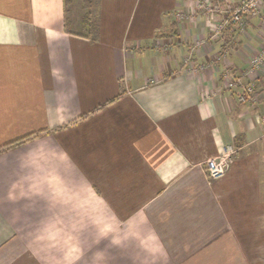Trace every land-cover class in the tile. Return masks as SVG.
Here are the masks:
<instances>
[{
    "label": "crops",
    "instance_id": "obj_1",
    "mask_svg": "<svg viewBox=\"0 0 264 264\" xmlns=\"http://www.w3.org/2000/svg\"><path fill=\"white\" fill-rule=\"evenodd\" d=\"M71 5L0 0V148L42 132L0 151V264H264V10L99 0L90 40Z\"/></svg>",
    "mask_w": 264,
    "mask_h": 264
},
{
    "label": "built area",
    "instance_id": "obj_2",
    "mask_svg": "<svg viewBox=\"0 0 264 264\" xmlns=\"http://www.w3.org/2000/svg\"><path fill=\"white\" fill-rule=\"evenodd\" d=\"M226 0H196L198 9L203 10L208 16L220 14L223 16L217 22L209 39H216L228 27H236L240 32L244 31L242 17L245 14L257 16L264 10V0H240L232 8L225 6ZM264 20V16L262 17ZM262 62V56L251 60L250 70L258 69ZM247 74V73H245ZM234 75L227 82V88L236 92L237 100L241 103L255 105L261 97L256 84L252 80H246V75ZM245 77V78H244ZM264 123V119H263ZM233 147H227L221 154L211 157L205 162V170L210 179L221 177L230 167L233 156Z\"/></svg>",
    "mask_w": 264,
    "mask_h": 264
},
{
    "label": "trees",
    "instance_id": "obj_3",
    "mask_svg": "<svg viewBox=\"0 0 264 264\" xmlns=\"http://www.w3.org/2000/svg\"><path fill=\"white\" fill-rule=\"evenodd\" d=\"M77 0H63L64 2V6H65V11L67 10V5L71 4L73 2H75ZM81 2L80 4V10H79V18L76 16L75 20L77 21L78 27L75 24H71L67 23V27L65 28V31L67 33H72L75 35H79V36H84L89 38L90 40H96L97 36H98V21L96 18V7L98 5L99 0H81L78 1ZM246 15H250V14H246ZM253 16V15H250ZM243 20V24L245 26V20H244V16L242 17ZM75 25V26H74ZM77 29V30H75ZM228 29V28H227ZM225 29V30H227ZM224 30V31H225ZM223 31V32H224ZM40 134H42V132H38V133H32L29 135H26L20 139H17L13 142H10L8 144H5L4 146H2L0 148L1 150H5V149H9L11 147L14 146H18L20 144H23L31 139H34L35 137L39 136Z\"/></svg>",
    "mask_w": 264,
    "mask_h": 264
},
{
    "label": "rangeland",
    "instance_id": "obj_4",
    "mask_svg": "<svg viewBox=\"0 0 264 264\" xmlns=\"http://www.w3.org/2000/svg\"><path fill=\"white\" fill-rule=\"evenodd\" d=\"M79 6H80V4L79 3H75L74 4V2H73V5H71V8H72V11H73V13H74V16H79L80 14H79V10H80V8H79ZM205 10V8L203 7V11ZM186 19H188V18H186ZM199 43V42H198ZM97 237V236H96ZM94 239H95V237H94ZM96 242V241H95ZM94 245V244H93ZM96 246V244L94 245V247Z\"/></svg>",
    "mask_w": 264,
    "mask_h": 264
}]
</instances>
